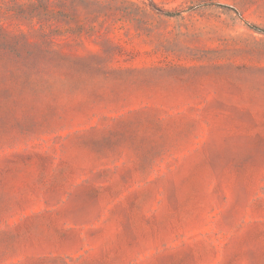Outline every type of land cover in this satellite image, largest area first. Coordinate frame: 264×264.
<instances>
[{
    "label": "rangeland",
    "instance_id": "374dc122",
    "mask_svg": "<svg viewBox=\"0 0 264 264\" xmlns=\"http://www.w3.org/2000/svg\"><path fill=\"white\" fill-rule=\"evenodd\" d=\"M264 0H0V264H264Z\"/></svg>",
    "mask_w": 264,
    "mask_h": 264
},
{
    "label": "trees",
    "instance_id": "16d2710c",
    "mask_svg": "<svg viewBox=\"0 0 264 264\" xmlns=\"http://www.w3.org/2000/svg\"><path fill=\"white\" fill-rule=\"evenodd\" d=\"M253 28H255V29H257V30H259V31H261V32H263V33H264V29L257 28V27H255V26H253Z\"/></svg>",
    "mask_w": 264,
    "mask_h": 264
}]
</instances>
